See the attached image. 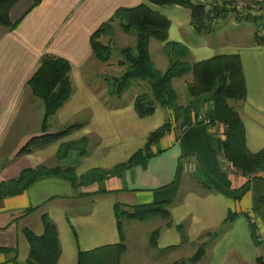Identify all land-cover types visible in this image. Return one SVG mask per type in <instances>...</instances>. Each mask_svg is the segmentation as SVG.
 Returning a JSON list of instances; mask_svg holds the SVG:
<instances>
[{
	"label": "crops",
	"instance_id": "obj_1",
	"mask_svg": "<svg viewBox=\"0 0 264 264\" xmlns=\"http://www.w3.org/2000/svg\"><path fill=\"white\" fill-rule=\"evenodd\" d=\"M263 1L232 0L251 12L248 19L228 12L213 18L211 30L197 31L191 9L179 4L18 0L9 10L15 26L0 24V149L3 142L13 141L9 158L0 161V186L24 169L42 164L61 171L40 176L21 193L0 198V264H29L26 230L43 234L45 215L59 233L57 264H78L81 251L121 243L122 230L128 248L135 240L150 242L178 259L184 255L181 264H200L206 253L197 262L189 259L208 243L216 253L211 264H228L233 252L245 262H256L264 248V178L223 169L221 137L213 125L198 120L211 109L212 94L191 96L184 85L185 102L194 104L192 117L186 125L179 119L180 129H170L149 148L150 134L169 123V112L156 107L153 115L140 117L135 98L126 97V92L120 98L109 95L104 99V90L88 76L96 60L91 44L94 32L119 9L145 3L170 20L168 41L187 45L192 63L219 55L240 56L247 92L232 103L244 122L247 148L260 152L264 150V43L257 42L255 18L264 19ZM255 3L260 7H254ZM259 34L264 36V30ZM164 45L150 38V54L161 71L169 62L158 48ZM44 55L70 62L73 85L71 96L51 116L47 130L82 126L78 134L75 131L43 149L18 156L25 142L43 131L14 134L24 118L22 109L41 110L44 121L43 102L36 100L28 85ZM183 77L194 79L192 72ZM33 111L28 119L38 116ZM82 137L89 140L86 154L79 149L59 154L63 143ZM147 204H166L170 217L154 215L142 222L124 216Z\"/></svg>",
	"mask_w": 264,
	"mask_h": 264
},
{
	"label": "trees",
	"instance_id": "obj_2",
	"mask_svg": "<svg viewBox=\"0 0 264 264\" xmlns=\"http://www.w3.org/2000/svg\"><path fill=\"white\" fill-rule=\"evenodd\" d=\"M18 0H0V24L14 27L9 18V10ZM157 5H173L191 9L193 23L197 31L211 30L213 18H221L228 14L229 10L219 4H206L195 0H147ZM225 5L232 0H223ZM213 14V15H212ZM239 17V16H238ZM240 18V17H239ZM121 20L126 30L135 28L137 31V46L135 49L125 48L122 55L128 61L129 66L126 73L113 83L109 82V91L112 96L122 97L131 88L135 80H147L150 82L152 94L155 100L162 105H170L181 124L186 125L193 115V103L182 105L179 102L172 80L182 77L189 72L194 75V80L189 84L191 96H199L211 93V109L206 116L221 124V149L223 154L233 162L235 169L253 178H264V150L252 153L246 146L245 125L236 109L233 101L240 100L246 96L247 88L243 72V66L239 55H219L209 60L192 63L190 61V49L187 45L168 41V29L170 20L143 3L135 8H121L115 16L103 23L92 35L91 44L95 58L108 62L112 59L113 51L109 44L103 42V36H112L114 33L113 22ZM248 19V18H247ZM257 23V42L264 43V36L259 34V29L264 26L261 16L255 18ZM257 21H260L259 23ZM263 21V22H262ZM157 38L165 42L164 53L168 57L169 65L163 72L155 67L150 52V38ZM136 50V52L134 51ZM121 64L125 60L119 61ZM71 64L68 60L44 55L40 66L28 81L33 94L39 97L45 104L44 126L48 119L69 99L73 92L70 77ZM135 110L140 117L153 115L156 110L155 102L147 93L136 97ZM205 115V114H204ZM43 126V127H44ZM81 124H72L60 131H49L43 129L41 134L31 136L18 151L19 155L31 153L35 149H43L57 142L81 128ZM170 129L167 123L153 131L147 146L165 135ZM71 146L72 142L63 143L61 154L71 149H79L83 154L87 152L86 140L84 145ZM138 154L133 156L136 159ZM233 168V170H235ZM61 168L47 169L44 166L35 169H26L13 179L4 181L0 186V198L7 195L21 193L28 188L37 178L44 174H57ZM166 204H147L137 206L133 211L125 212L124 216L145 220L154 215L170 217V211ZM230 218V217H229ZM45 231L38 235L26 230L30 243L29 264H57L61 256V245L56 224L47 216H44ZM122 230V229H121ZM122 241L118 244L102 246L89 251L79 253L78 264H121L120 255L125 250L123 243L125 234L122 230Z\"/></svg>",
	"mask_w": 264,
	"mask_h": 264
},
{
	"label": "rangeland",
	"instance_id": "obj_3",
	"mask_svg": "<svg viewBox=\"0 0 264 264\" xmlns=\"http://www.w3.org/2000/svg\"><path fill=\"white\" fill-rule=\"evenodd\" d=\"M253 6L254 7L255 6L260 7V4L255 3ZM261 7L264 8V1L261 3ZM235 23H237V22H235ZM113 26H114L113 35L109 36V37L103 36L101 38V40L103 42L109 44V46L111 47V49L113 51L112 59L108 62H103V61L95 58L96 60L91 62V65L89 67L90 75L88 76V79L91 80L93 84L97 85V87H100L102 90H104V92L101 93L103 98H104V96L107 97V96L111 95L109 88H108L109 82H111V84L115 83L114 81L116 79L121 78L126 73L127 68L129 66L128 61H126V59L122 55V50L125 48L135 49L137 46V31L135 28H131L129 30H126L123 26V23H121V20H118V19L113 22ZM263 30H264V27H262V29H259L260 32ZM158 48L162 52V54H165L164 53V47L163 48L158 47ZM134 51L136 52V50H134ZM149 52H150V49H149ZM121 60H125V63L121 64L119 62ZM168 65H169V62L167 64V67H168ZM155 67H156V65H155ZM167 67H166V69H167ZM165 70H162V71L164 72ZM191 80H194V79H192V77H183V76L179 77V78H174L172 80V87L174 88L175 94L177 95L178 100H179V102H181L182 105H189V103H186L185 100L187 98V95L190 93H188V94L185 93L184 85L185 86L187 85V90H188V88H189L188 86L192 82ZM138 84H140V86ZM126 92H125L127 94L126 97H128L130 99H133V98L136 99L137 96H139L141 94H145V93L150 95L151 99L155 102L156 107H164L166 112H169L170 129H173L174 131H177L178 129H180L179 128L180 127V121H179V119L176 118L173 108L170 105H162L159 101L155 100V98L152 94V88L150 86L149 81H147V80H135V81H133L131 88H129ZM188 92H189V90H188ZM34 97L36 98V100L43 102L39 97H37L35 95H34ZM110 98L116 99V98H120V97L115 96V97H110ZM40 102H38V105L40 104ZM43 105H44V112H45L44 102H43ZM33 110L27 109V108L22 109V114H23L24 118L22 120H20V124H18V126L14 128V129H16V132L14 134L18 133V136H21V135H24L28 132L37 131L39 129H42V130L45 128L48 129V123H49L51 117L47 121L48 122L47 126H44V121L42 118L41 110H34L36 113H38V116L36 118L28 119L29 117H27V116H29V114ZM79 132H80V130L75 132V134H78ZM84 139L87 141L86 145L88 146L89 140H87L85 137H82L81 139L76 140V141L72 140L71 146L74 145V146L79 147L78 143L80 142V140H82L80 143V146H83L84 145ZM12 142L13 141L9 140V141H5L2 143L3 145L0 149V151H1L0 152V161L2 159L4 160V158L5 159L9 158L8 148ZM66 143H68V142H66ZM60 151L61 150L59 149V152ZM59 154H61V153H59ZM224 157L229 161V163L231 164V167H234L233 162L230 161L225 155H224ZM47 161H49V163L53 164V161L51 159H49ZM41 166H44L47 169L55 168V166L54 167H48V165H46V164L39 165V166H37V168H39ZM26 169H35V168H26ZM26 169H24V170H26ZM47 175H49V174H47ZM123 218L126 219L125 221H127V218H125V217H123ZM150 219L151 218H147L145 220H140V221L143 222V221H148ZM132 228L136 229L137 227L135 226ZM142 228L143 227L140 226L138 229L141 231ZM221 233H222V231H219V233H216V235L218 236V234H221ZM124 234H125V232H124ZM220 238H221V235H220ZM125 239H126V235H125V238L123 241V243L125 244V250L120 255L121 264H181L183 259L186 260L184 258V255H182V258L178 259V256L175 257L174 254L171 253L170 251H162L161 252L158 249H155L154 247H152V244H150V242H141V240L139 242L138 241L136 242V240H135L134 242H132V245H130V247L128 248ZM136 243H138V244H136ZM207 245L208 246H205L207 249V252H206L207 257H205L200 264H211V262L214 259H216V255H215L216 253L214 251L213 246L210 243H208ZM127 250H128V252H127ZM263 250H264V248H262V253L257 258L256 262H252V263H249L247 261L245 262L240 257L241 256L240 254H239L240 255L239 256L237 254V252H233L231 254L232 259L230 257L228 264H264V251Z\"/></svg>",
	"mask_w": 264,
	"mask_h": 264
},
{
	"label": "built area",
	"instance_id": "obj_4",
	"mask_svg": "<svg viewBox=\"0 0 264 264\" xmlns=\"http://www.w3.org/2000/svg\"><path fill=\"white\" fill-rule=\"evenodd\" d=\"M197 2L206 4V6L210 7V4H219L221 7H226L229 10V13H233L235 12L237 14V16H239L241 19H247L248 15H250L251 12L247 11L244 8V5L241 4H236V3H229L226 4L224 3L223 0H195ZM213 15V14H212ZM262 15V14H261ZM264 17V14L262 15ZM264 20V19H263ZM198 120L203 122L204 124L207 125H213L219 136L221 137L222 131H221V124L218 121H213L211 118H209L206 115H199L198 116ZM222 165H223V169L227 172V173H232L233 172V168L231 167V164L229 163V161L224 157L223 161H222Z\"/></svg>",
	"mask_w": 264,
	"mask_h": 264
},
{
	"label": "water",
	"instance_id": "obj_5",
	"mask_svg": "<svg viewBox=\"0 0 264 264\" xmlns=\"http://www.w3.org/2000/svg\"><path fill=\"white\" fill-rule=\"evenodd\" d=\"M206 253L204 246H200L196 253L189 259L190 262H197Z\"/></svg>",
	"mask_w": 264,
	"mask_h": 264
}]
</instances>
